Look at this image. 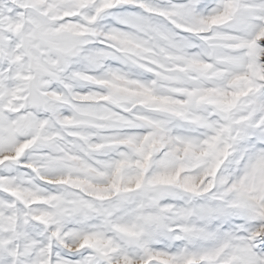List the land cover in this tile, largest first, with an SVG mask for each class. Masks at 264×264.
Returning a JSON list of instances; mask_svg holds the SVG:
<instances>
[{
    "label": "snow or ice",
    "instance_id": "6c2138e0",
    "mask_svg": "<svg viewBox=\"0 0 264 264\" xmlns=\"http://www.w3.org/2000/svg\"><path fill=\"white\" fill-rule=\"evenodd\" d=\"M0 264H264V0H0Z\"/></svg>",
    "mask_w": 264,
    "mask_h": 264
}]
</instances>
